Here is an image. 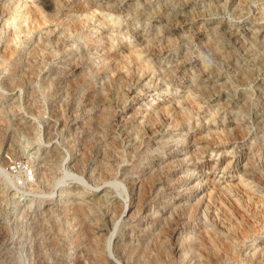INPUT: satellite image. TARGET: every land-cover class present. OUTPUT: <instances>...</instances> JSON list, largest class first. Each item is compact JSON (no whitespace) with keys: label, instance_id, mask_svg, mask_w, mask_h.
Listing matches in <instances>:
<instances>
[{"label":"rangeland","instance_id":"374dc122","mask_svg":"<svg viewBox=\"0 0 264 264\" xmlns=\"http://www.w3.org/2000/svg\"><path fill=\"white\" fill-rule=\"evenodd\" d=\"M188 125L195 143L181 147ZM173 147L186 162L162 166ZM263 175L264 0H0V264H131L134 248L147 264H264ZM136 178L176 185L183 235L206 224L213 242L194 256L139 233L115 244Z\"/></svg>","mask_w":264,"mask_h":264},{"label":"bare ground","instance_id":"6f19581e","mask_svg":"<svg viewBox=\"0 0 264 264\" xmlns=\"http://www.w3.org/2000/svg\"><path fill=\"white\" fill-rule=\"evenodd\" d=\"M240 5V4H239ZM39 19V18H38ZM73 25V24H72ZM81 30V29H80ZM244 44V43H243ZM241 45V44H240ZM69 47V46H68ZM212 49V48H211ZM35 53V52H34ZM106 53V52H105ZM229 54V53H227ZM37 55V54H36ZM78 55V54H77ZM103 64H106L110 61L111 57L109 55V53L107 52L106 54V57L103 58ZM106 62V63H105ZM105 67V65H104ZM112 68V67H111ZM114 72V71H113ZM74 74V73H73ZM54 75V74H53ZM62 78V77H61ZM65 80V79H64ZM66 86V85H65ZM98 90V89H97ZM56 95V94H55ZM91 102V101H90ZM159 109V108H158ZM164 108H162V110L160 111H156V108H155V116H158L160 117L161 114L164 112L163 110ZM173 110V109H168L167 112L168 114L170 113V111ZM177 111V110H176ZM179 112V111H178ZM107 114L105 112L104 109H102L100 111V116L103 115V114ZM172 113V111H171ZM177 113V112H176ZM104 114V115H105ZM174 114V112L172 113ZM179 114V115H178ZM176 117H178L180 120H179V123H178V118H176L177 120V125H180V126H185L187 125V119L181 115L180 113H178ZM103 115V116H104ZM63 117V116H62ZM102 117V116H101ZM105 117V116H104ZM153 118V117H152ZM148 122H145L144 123V127L146 129V127L148 126H152L154 125L156 122L155 119H157V117L153 118ZM102 119V118H101ZM103 121V120H102ZM100 122V121H99ZM233 122V121H232ZM235 122V121H234ZM102 123V122H101ZM175 123V122H174ZM171 125V124H170ZM174 125V124H173ZM234 126V129H237V123H234L233 124ZM173 127V126H172ZM236 127V128H235ZM51 128V127H50ZM149 128V127H148ZM169 128V127H168ZM144 129V130H145ZM147 130V129H146ZM175 130V129H174ZM189 130V125L188 127H186L184 129V135H176V138L178 139L177 140V144L181 147L184 146V143L187 141L188 139V144L190 145L191 143L194 144L195 143V140L193 139V134H188V131ZM241 130V129H240ZM48 131V130H47ZM69 131V130H68ZM149 131V130H148ZM152 132V131H151ZM78 133V132H77ZM186 134V138H184L183 136H185ZM70 136V135H69ZM85 139V138H84ZM76 140V139H75ZM79 141V139H78ZM112 141V140H111ZM165 136L162 135L160 137V139H150L148 140L147 144L141 148L140 147V144H135V149H134V152L136 151L138 153L139 156H144L143 154H145L146 151L149 152V150L153 147H155L157 150V148H159L160 144L165 142ZM76 142V141H75ZM168 141H166L167 143ZM104 146V145H103ZM72 147L74 149H77L78 147V144H74L72 145ZM176 147V146H175ZM173 147L172 150L170 151L172 154L171 155H167L166 157H157V162L159 161V163H163L162 166H166L167 168H170L171 165H174V164H178V163H185L186 161H184L182 158H180L181 156H179L180 154H174V152L177 151V149ZM72 148V149H73ZM80 148V146L78 147ZM141 148V149H140ZM111 149V148H110ZM184 150V149H183ZM182 150H180L181 152ZM195 152V156L197 154V149L195 147V149L193 150ZM147 153V152H146ZM251 153V152H250ZM84 154V153H83ZM104 155V154H103ZM193 155V160H195L196 157H194ZM198 155V154H197ZM47 156V155H46ZM199 157V156H198ZM101 159V158H100ZM245 160L246 162L249 164L250 163V157L246 156L245 157ZM148 162V161H147ZM158 163V164H159ZM247 164V165H248ZM161 168V167H160ZM165 168V167H164ZM168 171V170H167ZM254 172V171H253ZM189 175V174H188ZM258 176V175H257ZM261 176V175H260ZM264 176V175H263ZM261 180V179H260ZM146 182V181H144ZM143 180L142 179H133V181H131V189L132 190H137L136 191V197L133 199V200H130V203L128 204L129 205V208H128V213L127 215L125 216L124 220H125V225L127 224V231L126 233H124V236L121 238V240L119 241H115L114 243L115 244H137L140 242L141 239H143L144 237H147L146 239L148 240L147 242H154L155 244H157V246L159 247H166L167 245L170 246L171 250L174 252V253H179L181 252V246L182 245H186V246H190L188 249H187V255L188 253H190V249H191V255H195L197 254L196 251H201V248H203L205 245L207 246L208 244L206 243V241H209V240H212L213 238V235H212V239H207V237H210V231L207 229V226L206 224L202 225V229L201 230H198L197 234L193 237V233L190 232L188 233L186 236L183 235V233L187 232L188 228L190 227V224L191 222L190 221H187L186 219L190 220V216L191 214H188V216H186L185 214H183L181 211L183 209H186V208H183L184 205L180 204L179 201H175V198L172 196L173 194V191H175V189L177 190V186L173 185V186H170V187H166V188H163V189H159L158 188V185H156L155 187H153L149 192H147L145 190V184H144ZM166 182V181H165ZM262 182V181H261ZM199 184V183H198ZM181 185V184H179ZM161 186V185H160ZM178 191V190H177ZM180 191V190H179ZM183 192V191H182ZM179 193V192H178ZM181 193V192H180ZM163 197V199L160 201V204L159 206H154L153 208V212L151 213L150 211V207H148L147 205H145V203L149 200V199H156L158 197ZM179 200V199H178ZM187 201H190L189 202V207H188V213H191L193 212V209H196L194 208L195 206L199 205L201 201H197L196 204H191V201L192 199H190L188 197ZM215 202V201H214ZM125 205V204H124ZM126 206H123V204H118L117 203L113 206V212L114 214L117 216V213L120 212V214H118L119 216L124 214L126 212ZM206 209V208H205ZM224 210V209H223ZM190 211V212H189ZM207 211V210H205ZM230 211V210H229ZM85 212V211H84ZM112 212V213H113ZM179 212V213H178ZM181 212V213H180ZM184 212V211H183ZM204 212V210H203ZM223 213V212H222ZM141 215L143 218L145 219H148L149 221L144 224L143 226H138V225H133L131 223V221L134 220V218L136 216H139ZM233 215V214H232ZM187 217V218H186ZM233 217V216H232ZM234 218V217H233ZM174 220H176V224L177 226L175 228L172 229V231L170 232V234L167 236H163L165 234H163L166 229V227H168L167 225L171 222H173ZM230 222V221H229ZM228 222V223H229ZM200 223V222H199ZM234 223V222H233ZM232 225V224H231ZM234 225V224H233ZM109 226V225H108ZM192 227V226H191ZM234 227V226H233ZM172 228V226H171ZM217 229V228H216ZM245 229V228H244ZM102 230L101 228L97 227V229L93 232L94 233V236L96 239H99L100 237L102 238L103 236V233H102ZM170 231V230H169ZM229 232V231H228ZM137 233H139V235L137 236L138 238V241L137 243L135 242L134 240V235H136ZM236 233V232H235ZM163 234V235H162ZM219 235V234H218ZM215 236V235H214ZM143 237V238H141ZM195 237L197 239V244H195V246H192L190 245L192 240H195ZM220 237V236H218ZM221 238V237H220ZM219 239V238H218ZM215 240V239H214ZM220 240V239H219ZM228 239H226V241L224 242H227L228 244H221V247L223 246V250L224 251H231L233 250L231 247H232V244L233 243H230L229 241H227ZM146 241V240H145ZM185 241V244H181ZM232 241V240H231ZM211 242V241H209ZM213 242V240H212ZM211 242V243H212ZM233 242V241H232ZM215 243V242H214ZM221 243V242H220ZM223 243V241H222ZM238 243V242H237ZM148 244V243H147ZM181 245V246H180ZM211 245V244H210ZM196 246L198 247V250H196ZM212 246V245H211ZM135 247V246H134ZM132 247V248H134ZM139 247V246H138ZM220 247V248H221ZM158 248V247H157ZM256 248H258V245L256 246ZM160 249V248H159ZM221 249V250H222ZM231 249V250H230ZM256 250V249H255ZM139 251V250H138ZM226 251V252H227ZM131 252L134 253V254H131V256L128 258V260L130 261L131 264H147L144 259L141 260V256L138 257H134L133 255L136 254L137 250L134 248L133 250L131 249ZM196 252V253H195ZM207 252V251H206ZM219 252V251H218ZM235 252V251H234ZM232 252V253H234ZM195 253V254H194ZM214 253V252H213ZM199 254V253H198ZM197 254V255H198ZM237 254V253H236ZM253 254V253H252ZM186 255V256H187ZM202 255V254H201ZM186 256H184L183 258H186ZM257 256V259H260L262 260V262L264 261V246L261 247V250L259 252ZM199 257V256H198ZM223 257V256H222ZM125 258V257H124ZM181 258V257H180ZM202 257H200L199 261L200 263L199 264H204V261L201 259ZM252 258V257H251ZM163 259V258H162ZM157 260L155 262V264H158V263H163V260ZM166 259V258H165ZM172 259V258H171ZM205 259V258H204ZM182 260V259H181ZM150 261V260H149ZM171 262V261H170ZM183 261H181V264H182ZM257 262V261H256ZM151 263V262H150ZM149 263V264H150ZM153 264V263H152ZM259 264V262H258Z\"/></svg>","mask_w":264,"mask_h":264}]
</instances>
